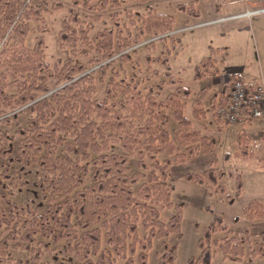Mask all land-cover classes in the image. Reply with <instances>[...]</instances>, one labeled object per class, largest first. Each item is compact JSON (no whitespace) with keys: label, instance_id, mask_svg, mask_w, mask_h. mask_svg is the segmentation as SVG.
<instances>
[{"label":"trees","instance_id":"1","mask_svg":"<svg viewBox=\"0 0 264 264\" xmlns=\"http://www.w3.org/2000/svg\"><path fill=\"white\" fill-rule=\"evenodd\" d=\"M124 1L74 0L73 4L101 14L119 9ZM145 8L130 14L128 23L115 20L113 27L94 36L100 15L88 21L87 14L71 8L61 21L57 39L65 59L51 65L45 52L47 31L42 28L37 33L34 27L43 22L42 7L25 0H0V44L4 42L0 52V117L9 110H27L26 126L18 131V150L25 164L39 167L46 201L43 212L14 202L12 188L18 186V180L0 168V264H14L12 248L32 254L25 264H51L42 259L51 243L63 244L81 264H136V256L139 264H149L154 239L181 236L183 210L172 200L175 186L169 182L170 168L200 154H212L216 140L193 128L186 113L192 90L172 75L169 49L157 59L169 78L157 84L158 91L143 89L136 76L126 77L125 70L123 75L115 70L118 56L120 61L129 62L131 52L148 40L173 39L169 35L174 31L175 17L148 5ZM178 9L192 17L199 15L194 2ZM31 35H35L32 47L28 43ZM211 53L196 65V81L219 74L215 50ZM80 57H92L91 63L98 69L88 67ZM98 74L106 84L104 99L97 97ZM166 84L176 86V91L158 101L156 93ZM204 92L201 90L192 106L197 119L203 118L199 107L205 101ZM220 104L213 108L222 119L217 109L228 102ZM170 111L177 122L175 139L167 125ZM251 140L239 133L236 154L247 156ZM118 148L126 155L117 152ZM162 155L166 157L161 159ZM128 156L137 157V172L131 173ZM209 163L211 168L204 174L190 173L186 179L218 186L217 192L224 194L225 187L218 185L221 174L212 168L213 161ZM241 179L238 176V195ZM165 209L174 213L165 218ZM244 213L264 217V206L252 203ZM222 232L227 234L221 240L214 238ZM259 240L247 254L243 239L216 215L202 230L200 256L189 259L188 264H211L216 249L231 262L264 259V231ZM177 257L178 243L163 241L159 264H176Z\"/></svg>","mask_w":264,"mask_h":264},{"label":"rangeland","instance_id":"2","mask_svg":"<svg viewBox=\"0 0 264 264\" xmlns=\"http://www.w3.org/2000/svg\"><path fill=\"white\" fill-rule=\"evenodd\" d=\"M25 1L28 4L41 6L44 10L43 22L40 26L34 24V27L37 33H39L42 28H45L47 31L44 34L46 41L45 52L46 60L51 65L57 64L61 59H65L64 54L58 47L57 39L61 21L69 14L71 8L79 11L81 15L87 14L88 21L100 15V19L95 22L96 28L92 36L103 31L105 28L113 27L117 20L121 23H128L130 21V14L144 12L147 5L161 13L170 14L175 17V27L178 26V28H175L174 32L169 35L173 39L168 38L165 41L157 39L148 40L146 44L136 47V52H131V61H120L118 56L116 63H114L115 70L122 75L125 70L126 73L124 75L126 77L131 75L136 76L143 89L153 88L155 91H158L157 84L166 83L169 78L166 75V69L157 59L164 56L166 50L169 49L171 51L170 64L172 66V75L177 78L181 77L184 80V86L193 90V95L186 100L188 103L186 113L193 128L216 140L212 154H200L197 158L189 159L184 163L173 164L171 166L169 182L175 186L172 200L174 203L180 204L183 210L181 236L177 238L171 235L164 240L154 239L153 248L149 252V264L160 263L163 241H167L171 244L178 243L176 264H188L189 259H197L201 253L198 247V241L201 237L202 230L214 222L216 215L220 216L224 223L229 225V228L234 231L236 236L243 239L246 246V253L250 254L252 249H254L260 241L259 234L264 231V217H248L245 215L244 209L260 200V198H264V147L255 145L253 140H251L252 137L247 135L251 140L250 151L247 156L237 155L238 146L236 144V134L234 130L228 129V133H218V122L216 123V121L219 120H217L218 116L215 114L213 103H211L213 98L207 99L199 107L200 110L203 111L202 119H197L194 116L192 108L193 104L199 99L200 92L204 87L203 83L194 79L195 67L205 54L204 51H202L201 43H203L202 41L214 42L212 37L206 34V32L214 28V26H219L212 25L188 32H175L189 24L185 22V18L189 15L179 10L178 6L181 4H188L193 0H148L147 4H142L135 0H125L119 9H108L101 14L89 13L81 6H74V0ZM246 1H250L251 4H253L252 2L259 3L253 5L248 3L251 5L249 8L264 5V0L195 1L196 9L201 11L202 16L194 22L205 21V6L207 4H215L212 8H215L216 5H220L223 10L221 16H225V11H227L230 6L235 7L244 4ZM57 5H61L62 8L60 10L55 8ZM258 17H264V14L253 16L251 19L241 20L250 22ZM233 21L239 20H232L226 23ZM35 35L29 37L28 43L31 47L34 45ZM257 44L258 43L253 38L250 40L248 44V60L253 67L259 69L264 67V58L260 59ZM3 45L4 42L0 44V52L2 51ZM232 49L234 50L233 46ZM92 57H80V59L84 61L88 67L97 70L98 66L91 63ZM96 77L98 85L97 97L104 99L106 84L100 81L99 74ZM54 83L55 79H52L51 86L53 88ZM164 87L163 90H159V92L156 93L158 101H164L167 96L174 93L177 88L176 86L167 84ZM12 92L14 91L12 90ZM169 116L170 120L167 125L171 131L172 138L175 139L177 122L173 119L171 111ZM28 118L29 115L25 108L9 110L0 117V168L6 169L13 179L18 180V186L12 188L11 199L18 204L35 209L38 212H43L46 201L40 187L42 177L40 169L37 165L25 164L18 150V143L20 140L18 131L26 126ZM222 119H224V117H222ZM244 125L248 124L237 126L242 128ZM117 152L126 155V153L119 148ZM128 157L131 173L137 172L139 170L137 157ZM165 157V155H162L161 159ZM210 161H213L212 168L216 173L221 174L218 185L225 187L226 191L224 194L217 192L218 186L201 185L186 179V175L190 173L204 174L206 170L211 168ZM240 175L242 177V187L238 195L237 178ZM173 213L174 210H163V216L165 218H169ZM238 216H240L239 220L235 221L234 219ZM245 230L248 231L250 240L246 239ZM143 234L144 233H142V235ZM226 234V232L216 233L214 238L221 240ZM216 251L217 253L212 264H233L230 260H225V262H223L224 257L221 252L218 249H216ZM10 253L14 264H25L29 262L32 257L30 252L21 249L12 248L10 249ZM42 259L51 264H59L61 262L65 264H81L74 256L65 251L63 244L55 245L51 243L49 249L44 250ZM135 259L136 264H139L137 256ZM248 264H264V259H259Z\"/></svg>","mask_w":264,"mask_h":264},{"label":"crops","instance_id":"3","mask_svg":"<svg viewBox=\"0 0 264 264\" xmlns=\"http://www.w3.org/2000/svg\"><path fill=\"white\" fill-rule=\"evenodd\" d=\"M193 0L196 8V3ZM246 1L244 4L238 6H230L224 14L225 16L235 15L238 13H242L247 8H249L253 4H259L258 2ZM211 4V5H210ZM207 4L205 6V20L215 19L220 17L222 14V9L216 5L215 8H212L215 4ZM197 10V9H196ZM199 15L198 17L188 16L185 18V22L192 23L195 20L201 18L202 13L200 10H197ZM204 12V10H203ZM220 13V14H219ZM219 27L214 26L211 30L207 31L206 34L212 37L214 42H205L202 41L201 48L204 51L203 58L210 56L212 53V49L215 50L214 58L216 59V67L219 69V74L217 76L207 75L204 79L200 80L201 83L204 84L203 89H205V101L207 99L213 98L211 103L213 106H218L219 103L222 105L224 101L229 102L230 94H231V82L229 81L230 76H234L236 78H243L252 82H260L264 81V67L256 68L250 64L248 60L249 56V48L248 44L250 40L253 38L258 44V53L260 59L264 58V17L255 18L253 21H233L223 25H217ZM175 27L174 25V30ZM180 40V39H179ZM181 42V40H180ZM234 47V50L232 49ZM260 47V48H259ZM202 58V59H203ZM201 59V60H202ZM200 60V61H201ZM199 61V63H200ZM173 74V72H172ZM179 77V76H178ZM181 78V77H179ZM182 79V78H181ZM183 80V79H182ZM184 85V80H183ZM202 89V90H203ZM192 90V89H191ZM193 95V90H192ZM204 101V102H205ZM216 123L218 124V133L227 132L228 129L234 130L236 136L239 133L246 134L252 137L255 133L259 132L260 126L255 123H250L248 125H244L242 128L240 126H232L221 118L217 117ZM226 127V129H225ZM224 128V129H223ZM257 204H261L264 206V198H260ZM240 218V216H238ZM246 231V230H245ZM261 258H255L252 261H244V262H232L233 264H248L251 262H255ZM225 262V259H223ZM213 262V261H212ZM231 262V261H230ZM212 264V263H211Z\"/></svg>","mask_w":264,"mask_h":264},{"label":"built area","instance_id":"4","mask_svg":"<svg viewBox=\"0 0 264 264\" xmlns=\"http://www.w3.org/2000/svg\"><path fill=\"white\" fill-rule=\"evenodd\" d=\"M260 14H264V5L248 8L235 15L192 22L175 32L193 31L232 20L251 19L253 16ZM229 81L231 82V94L228 105L224 108H218V113L222 114L225 122L230 125L250 123L259 125L260 130L252 136V140L258 147H264V81L252 82L234 76H230Z\"/></svg>","mask_w":264,"mask_h":264}]
</instances>
